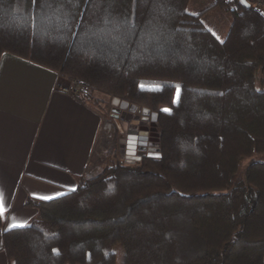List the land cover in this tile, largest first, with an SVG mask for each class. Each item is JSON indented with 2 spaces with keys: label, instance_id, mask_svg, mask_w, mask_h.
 <instances>
[{
  "label": "trees",
  "instance_id": "16d2710c",
  "mask_svg": "<svg viewBox=\"0 0 264 264\" xmlns=\"http://www.w3.org/2000/svg\"><path fill=\"white\" fill-rule=\"evenodd\" d=\"M190 1L0 0V59L150 110L160 148L28 199L9 264H264V15L237 0L220 41Z\"/></svg>",
  "mask_w": 264,
  "mask_h": 264
},
{
  "label": "crops",
  "instance_id": "0c3cea01",
  "mask_svg": "<svg viewBox=\"0 0 264 264\" xmlns=\"http://www.w3.org/2000/svg\"><path fill=\"white\" fill-rule=\"evenodd\" d=\"M72 84L11 54L0 59V264H9L3 232L38 218L28 199H58L88 176L102 116L91 99L64 92Z\"/></svg>",
  "mask_w": 264,
  "mask_h": 264
},
{
  "label": "rangeland",
  "instance_id": "374dc122",
  "mask_svg": "<svg viewBox=\"0 0 264 264\" xmlns=\"http://www.w3.org/2000/svg\"><path fill=\"white\" fill-rule=\"evenodd\" d=\"M216 1L217 0H191L188 10L190 13L198 15L210 9L209 12L202 17L201 22L203 26L210 30L216 37L222 38V29L226 27L225 23L230 21L231 13L226 12L224 10L225 7L221 10L219 7L214 6ZM221 1L223 2V0ZM75 90L76 94L79 96H88L92 103L99 109L102 116L97 146L93 152L88 176L83 182L91 181L101 176L109 167L115 164L135 166L140 163L144 157H141L142 155L140 156L138 153H132L131 150L128 149L125 141L132 124L128 120L132 116V118H135L133 122L135 126L141 127L142 124H145L149 126L150 129H154L155 127L156 131L154 133L159 134L157 121L155 123L156 125H154L153 121V116L156 114L149 110V114L146 115L144 113L145 109L142 107H137L133 110L132 108H134V105L130 103L127 104L126 108H122L121 105H115L114 98L88 91L79 85L75 86ZM152 138L155 139L153 135ZM124 144H126V146H124ZM157 144H159V142L157 143L151 140L147 148V153L144 156L149 157V154H156L159 148ZM138 155L140 157H138ZM250 163L251 160H244L240 165L241 170H245Z\"/></svg>",
  "mask_w": 264,
  "mask_h": 264
},
{
  "label": "flooded vegetation",
  "instance_id": "af4514ba",
  "mask_svg": "<svg viewBox=\"0 0 264 264\" xmlns=\"http://www.w3.org/2000/svg\"><path fill=\"white\" fill-rule=\"evenodd\" d=\"M134 120L135 118H132V116L128 120L132 124L125 141L128 149H130L132 153H138L140 156L142 155L141 157H146L144 155L147 153L148 145H150L151 140H153L152 135L154 134V131L153 128L150 129V127L145 124H142L141 127H137V125L135 126L133 124ZM124 146H126V144H124ZM140 156L138 155V157Z\"/></svg>",
  "mask_w": 264,
  "mask_h": 264
},
{
  "label": "built area",
  "instance_id": "2783aa9c",
  "mask_svg": "<svg viewBox=\"0 0 264 264\" xmlns=\"http://www.w3.org/2000/svg\"><path fill=\"white\" fill-rule=\"evenodd\" d=\"M252 8L259 11L261 14L264 15V0H246ZM225 8L224 10L226 12L232 13L237 10L238 7V1L237 0H223ZM78 86L76 83L72 84V87L69 89H64V92L66 93H75V86Z\"/></svg>",
  "mask_w": 264,
  "mask_h": 264
},
{
  "label": "water",
  "instance_id": "95a60500",
  "mask_svg": "<svg viewBox=\"0 0 264 264\" xmlns=\"http://www.w3.org/2000/svg\"><path fill=\"white\" fill-rule=\"evenodd\" d=\"M240 1V3L243 5V6H245L246 8H250L251 6H250V4L246 1V0H239ZM114 103H115V105H121L122 106V108H126L127 107V102H124V101H121V100H119V99H114ZM134 108H132L133 110H135L137 107H135V106H133ZM144 113L146 114V115H148L149 114V110H147V109H145L144 110ZM153 121H154V125H156L155 123H156V121H157V116L156 115H154L153 116ZM153 131L155 132L156 131V129H155V127H154V129H153ZM153 136L155 137V139H153V141H155V142H159V134H157V133H154L153 134ZM158 146H159V144H157ZM160 156V150H159V148L157 149V152H156V154H149V157H154V158H156V157H159Z\"/></svg>",
  "mask_w": 264,
  "mask_h": 264
},
{
  "label": "snow or ice",
  "instance_id": "6c2138e0",
  "mask_svg": "<svg viewBox=\"0 0 264 264\" xmlns=\"http://www.w3.org/2000/svg\"><path fill=\"white\" fill-rule=\"evenodd\" d=\"M165 111H169L167 109H165ZM44 199H51L52 197H43ZM20 226H23V225H13V227H20Z\"/></svg>",
  "mask_w": 264,
  "mask_h": 264
}]
</instances>
